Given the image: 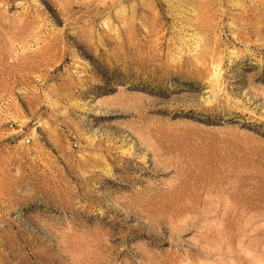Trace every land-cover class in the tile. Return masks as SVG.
I'll use <instances>...</instances> for the list:
<instances>
[{"label":"rangeland","instance_id":"1","mask_svg":"<svg viewBox=\"0 0 264 264\" xmlns=\"http://www.w3.org/2000/svg\"><path fill=\"white\" fill-rule=\"evenodd\" d=\"M0 264H264V0H0Z\"/></svg>","mask_w":264,"mask_h":264}]
</instances>
